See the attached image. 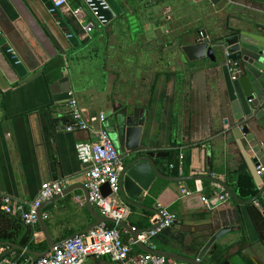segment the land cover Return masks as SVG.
<instances>
[{
	"label": "crops",
	"instance_id": "1",
	"mask_svg": "<svg viewBox=\"0 0 264 264\" xmlns=\"http://www.w3.org/2000/svg\"><path fill=\"white\" fill-rule=\"evenodd\" d=\"M117 1L122 14L87 34L72 14L81 0H68L60 15L49 12V0H0V29L8 41L0 44V193L32 201L46 181L65 185L63 194L42 204V221L31 226L34 249L12 242L24 249L11 251L10 242L0 241V254L20 250L23 262L30 261L35 259L31 251L42 252L96 222L87 202L85 164L76 151L77 142L93 140L94 135L68 131L69 98L53 99L64 93L58 82L67 76L70 91L93 127H107L111 135L102 117L113 103L133 108L145 119L142 143L167 155L156 160L162 174L183 178H156L154 188L144 192L142 205L147 208L130 206L129 226L145 220L153 225L157 212L151 209L161 204L178 219L152 239L156 248L196 258L217 229L231 226L234 231L217 245H231L232 253L264 264V225L251 210L254 206L260 211L259 205L243 204L224 185L205 178L220 179L237 195L229 180L235 181L245 168L251 172L231 131L235 115L223 75L210 60L191 61L182 49L203 29L211 38L239 21L249 34L264 29V0ZM90 18L86 11L83 19ZM24 29L43 48L44 63L26 41ZM68 32L76 38L69 40ZM9 44L26 70L17 69L8 57ZM260 77L254 88L263 95L264 75ZM251 127L262 138L256 125ZM185 152H190L191 161L188 173L183 166L181 173L180 158L176 167L168 161L171 154ZM205 180H210L208 189ZM223 190L230 195L227 199L221 197ZM115 198L127 204L119 195ZM130 237L124 234L125 240ZM86 264L121 263L90 256Z\"/></svg>",
	"mask_w": 264,
	"mask_h": 264
},
{
	"label": "water",
	"instance_id": "2",
	"mask_svg": "<svg viewBox=\"0 0 264 264\" xmlns=\"http://www.w3.org/2000/svg\"><path fill=\"white\" fill-rule=\"evenodd\" d=\"M108 1L111 6L109 11L110 19H113L117 15H121L122 8L119 2L117 0ZM210 1L217 4L221 0ZM51 4V1H49V6ZM56 14L60 15V10H57ZM24 30L25 38L29 46L36 54L39 61L44 63L47 56L45 55L43 48L29 31L27 32L26 29ZM227 30V32L211 38L206 33L205 29H203L198 34L196 39L192 40L191 37H189L186 40V44L182 46V49L191 61L205 59L210 60L213 64H215L216 69L223 75L229 101L235 115L231 131L233 132L237 140V144L239 145V148L249 165L256 183L259 186V191L252 199L242 200L228 187L225 182L220 181V179L213 176H205V178L224 185L232 196L243 204H251L256 200H259V212H261V215L264 218V197H262L264 193V171L261 174H258V167L261 165L264 167V94H256L254 88V85H256L261 78L260 75H264V29H259L257 32L249 34L245 24L239 21L236 22V24L229 23ZM0 37V44L8 43L1 29ZM75 38L74 34L72 37H68L69 40H73ZM7 46L11 45L9 44ZM6 49L7 47H5V50ZM8 57H11L9 53ZM18 58L21 62L17 65L15 64L17 69L21 67L26 70L27 67L19 55ZM235 71H237V75L233 78ZM58 85H60L62 92L64 93L54 94L53 99L55 101L68 99L70 97L69 91L71 90L69 77L65 76L60 79ZM51 88L53 90V86H51ZM104 120L109 126L115 146L124 157V167L119 180V196L129 206L147 208L142 205L145 198L144 192H149L154 188L156 178L174 181H177V179L183 180V178L179 179L178 177H170L162 174L156 160L158 158H164L167 155L164 153H156L142 143L144 137L145 119L133 108L114 102ZM88 123L90 125L92 124L91 119L88 120ZM253 124L256 125L262 134V138H258L256 133L253 131L251 127ZM191 178L195 179V177ZM102 191L104 195H109L111 193L109 184L103 185ZM87 202L92 208L94 217L96 218V222L89 228L94 227L101 222L116 223L114 218L103 216L95 211V206L89 199V191L87 194ZM151 210L159 214L157 209L154 208ZM41 219L42 213L40 208L39 222L42 221ZM119 225L127 229L132 237L137 240V235L141 232V230L134 231L131 226L124 221H120ZM153 226L154 225L150 228ZM234 229L235 228L231 226H223L217 229L202 246L196 258L171 251H164L156 248L155 245L151 247V245L147 246L140 242H137V245L146 252L157 253L170 259L185 261L190 264H211V257L220 249L217 245V241L226 236L228 233L234 231ZM238 229H241V227L238 226ZM57 244L59 243H51L49 247L42 252H31L34 254L35 260H37ZM9 246L11 247V251L17 248L24 249L22 246H18L13 243H9ZM224 264L260 263L251 256L247 259L240 252H236L226 259Z\"/></svg>",
	"mask_w": 264,
	"mask_h": 264
},
{
	"label": "built area",
	"instance_id": "3",
	"mask_svg": "<svg viewBox=\"0 0 264 264\" xmlns=\"http://www.w3.org/2000/svg\"><path fill=\"white\" fill-rule=\"evenodd\" d=\"M49 12L54 14L68 4V0H49ZM110 3L108 0H81V5L72 9V14L76 17L83 30L88 34L96 25H106L109 23ZM92 17L85 21V12ZM73 32H68L67 37H72ZM7 53L10 54L15 64L21 61L12 46H7ZM237 75L234 72L233 78ZM68 106L71 121L67 126L68 131L84 130L94 135L93 140L79 141L76 144V151L81 163L85 164L84 176L89 191L91 203L100 211L101 215L112 217L116 220V225L110 227L107 222H101L83 232L65 239L51 250L47 251L39 259L21 262L15 260L14 256L4 257L0 254V264H86L90 256H106L121 264H190L185 261L170 259L163 255L137 251V242L153 247L152 239L159 233L174 226L177 222V214L161 204L157 205L159 214L153 221V227L142 230L137 235V240L130 237L125 240L124 234L130 233L127 229H120V221L127 223L132 210L127 204L117 202L116 198L120 190V176L124 167V157L115 146L107 127L95 128L88 123L79 101L70 91ZM104 121V117H102ZM183 154H180L181 164L179 166L182 173ZM171 166H174L173 164ZM264 171L261 165L258 167V174ZM109 184L111 193L104 195L102 187ZM65 185L61 180L46 181L42 183L37 197L32 201L15 200L6 193H0V208L5 213L14 216L26 225L33 226L39 222V211L42 204L63 194ZM183 192H187L183 189ZM229 193L222 192V199H227ZM264 197V193L262 195ZM205 199V198H204ZM80 200V199H78ZM259 205L260 201L256 200ZM161 214V217H160ZM137 231L136 227H131Z\"/></svg>",
	"mask_w": 264,
	"mask_h": 264
},
{
	"label": "trees",
	"instance_id": "4",
	"mask_svg": "<svg viewBox=\"0 0 264 264\" xmlns=\"http://www.w3.org/2000/svg\"><path fill=\"white\" fill-rule=\"evenodd\" d=\"M183 160H182V166L184 169V173H188L189 166H190V152L183 153ZM179 153L174 156V154H171L169 158V165L173 164L175 167L179 166ZM244 167H246V163H244ZM245 168L243 171L240 172L238 177L235 181H230L229 184L232 185L234 191L237 193L239 198L242 200H249L257 195L259 191V186L256 183V180L252 173ZM210 183V180H205L206 188L208 189L207 185ZM194 189V188H193ZM205 189V186H204ZM195 190V189H194ZM1 205V201H0ZM134 210V208L132 207ZM253 211V214L255 216V219H257L260 223L264 225V218L259 212L258 209H256L254 206L251 209ZM145 220L143 222L134 224V227H136L137 230H142L139 228H142V226H149L147 228H150L152 225ZM107 225L110 227L115 226L116 224L114 222H107ZM120 229H122L121 226H118ZM146 228V229H147ZM32 227L30 225H26L24 222H22L20 219L11 216L0 208V241H6L10 243H18L22 246H29V248L34 249V243H32ZM46 248V246L42 247ZM137 251H143L142 248L136 247ZM231 251V245H228L226 247L220 248L212 257H211V264H224V261L228 259L232 253ZM14 258L15 260H19L23 262V258L19 257L21 251L15 250ZM11 257V253L4 254V257ZM27 256V254H24V257Z\"/></svg>",
	"mask_w": 264,
	"mask_h": 264
}]
</instances>
